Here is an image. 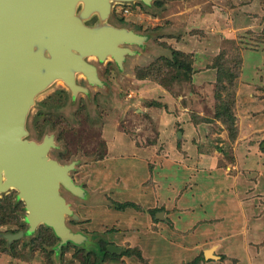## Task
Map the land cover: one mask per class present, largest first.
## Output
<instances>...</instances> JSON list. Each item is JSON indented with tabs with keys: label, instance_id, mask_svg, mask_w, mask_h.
<instances>
[{
	"label": "rangeland",
	"instance_id": "374dc122",
	"mask_svg": "<svg viewBox=\"0 0 264 264\" xmlns=\"http://www.w3.org/2000/svg\"><path fill=\"white\" fill-rule=\"evenodd\" d=\"M81 8L82 4L78 5V12ZM85 21L91 26L102 23L130 29L140 34L143 41L139 45H123L133 53L126 55L122 66L111 58L90 59L103 85L88 82L81 73L77 75V82L85 87V92L73 94L64 84L57 81L51 84L37 96L26 128L29 140L42 143L47 136L54 139L48 153L50 158L61 164L75 162L71 175L85 188L86 194L79 197L64 187L61 192L79 216L77 220L67 216L68 226L72 227V221L78 223L75 231L87 237L82 243L61 244L45 225L29 233L25 202L16 190H11L0 197V264H92L93 261V264H150L145 247H151L152 253L155 249V255L159 256L157 252L164 244L161 238L164 239V234L169 238L171 231H161L159 224L150 221L156 229L154 233L149 232L148 212L153 213L148 206L149 209L120 206L141 197L134 186L149 175H154L160 184L159 196L177 195L187 188L188 194H184L189 200L205 197L203 205H196L190 211L196 223L199 218L206 220L199 222V230L195 232L199 244L204 242L206 234L217 238L214 235L221 233L218 227L228 225V222L211 221L215 206H226L225 199L217 202L219 195L227 194L226 186L224 190H209L203 185L198 191H190L200 180L190 179L183 169L177 172L176 165L161 167L159 156L154 154L159 151L163 154L160 161L169 154H180L176 144L187 137L189 148L192 144L197 147L181 152L185 164L195 160L193 156L198 149L201 156L211 153L218 156L214 167L238 168L234 164L236 156L230 152L232 146H238L237 119L243 129L248 120L260 123L264 119V102L257 97L248 100L251 89L256 90L257 96L261 90L264 97V0H152L149 5L139 1L112 2L107 19L100 20L97 13H92ZM240 22L247 23L243 26ZM179 59L190 64L191 70L184 71L177 62ZM219 69L234 73L224 75L222 80L218 78ZM230 74L237 76L231 79ZM240 83L248 88L247 92L240 88ZM252 84L256 87H250ZM182 113L188 118V127L181 122L173 127V117ZM199 129L203 130L204 138L192 139ZM263 130H255L253 134ZM179 132L183 135L178 139ZM246 138L249 139L247 135ZM131 143L137 148L151 147L147 155L142 153L143 156L152 154L149 167L131 154V148L123 147ZM263 144L259 142L260 150H264ZM164 172L168 176L166 185V178H162L163 182L159 178ZM208 172L204 174L207 180L208 175L212 179ZM248 176L252 180L256 175L249 172ZM206 179L201 177L202 182ZM256 185L264 193V179ZM158 192L156 188L150 190L146 198L148 205L155 201ZM230 196L234 197L233 193ZM232 197L226 209H231L230 224L237 226L234 223L240 213L236 206L233 208ZM262 200L248 202V235L235 229L231 235L223 234L216 254L220 259L205 257L203 264H264V196ZM254 215L257 217L253 218ZM22 229L26 233L19 239L9 241L3 237ZM100 239L120 247V251H133L121 258L107 256L101 250ZM139 251L143 259L138 256ZM197 256L190 255L181 262L197 264L189 261ZM179 262L170 260L167 264Z\"/></svg>",
	"mask_w": 264,
	"mask_h": 264
},
{
	"label": "water",
	"instance_id": "95a60500",
	"mask_svg": "<svg viewBox=\"0 0 264 264\" xmlns=\"http://www.w3.org/2000/svg\"><path fill=\"white\" fill-rule=\"evenodd\" d=\"M152 0H0V197L16 190L25 202L28 232L40 225L52 229L61 244L82 243L86 235L70 228L67 216L79 219L61 192L85 196V189L71 175L75 162L61 164L48 153L54 141L29 140L26 121L37 96L54 82L67 86L73 94L86 89L77 82L81 73L92 84L103 85L91 56L101 61L114 58L122 66L127 46L141 44L143 37L118 25L91 26L85 19L97 13L109 17L112 2ZM82 4L80 12L78 5ZM62 80L63 82H61ZM182 135L179 132L178 136ZM25 235L21 230L4 234L9 241ZM110 253L120 247L108 246ZM208 251L209 254L208 255ZM205 257H216L212 249Z\"/></svg>",
	"mask_w": 264,
	"mask_h": 264
},
{
	"label": "crops",
	"instance_id": "0c3cea01",
	"mask_svg": "<svg viewBox=\"0 0 264 264\" xmlns=\"http://www.w3.org/2000/svg\"><path fill=\"white\" fill-rule=\"evenodd\" d=\"M257 0H255L256 2ZM245 26L244 23L247 22H240ZM241 26V27H243ZM240 27V28H241ZM241 84V83H240ZM254 88V84L250 85V87ZM256 87V86H255ZM240 88L243 89L244 92H247L248 88H243L242 84L240 85ZM253 90V91H252ZM249 97L248 100L252 98L260 99L262 102H264V97L262 94V91H259V96L256 95V90L254 92V89H251L250 91L248 90ZM182 113L181 116H176L173 117L172 119V125L173 127L176 126L178 122H181L183 124H189L188 118H184ZM190 119V118H189ZM260 123H254V121L248 120L247 122L244 123L245 129L242 127V123H240L237 119V126H238V146L234 147L232 146L230 152L234 153L233 156H236L235 159V169H231L230 166H227L228 169L231 170H225L223 167H220V165H216L214 167L215 159H218V156L213 155L212 153L210 155L204 154L203 156L199 155L198 149H196L195 155L193 156L195 160L190 159V163H184L182 162V156L181 152H186L188 149L191 148H196L197 146L195 144H192L191 148H189V139L187 141V137L183 138V142L176 144L177 149L179 150L180 154L178 152H175L173 155L170 156H164L162 160L160 161V158L162 155L159 153H155L154 155L159 156V164L161 167L165 166H178L177 172L181 173L180 170L183 169V173L186 175H190V179H199L200 182L197 184L195 187H190V191H198V187H208L209 190L212 189H218V190H224V186H226L227 194L226 195H219L217 202H222L225 199L226 206H221V205H216L214 210L212 211L211 216H213V219H211L212 222L216 221L218 224L221 222L223 224L224 222H228L227 227L221 228V233L218 235H214L217 238L211 237L213 234H206L204 238V242L199 244L198 240H196L197 235L195 232H197L198 229V224L201 221H206L204 218H199L200 220L196 223L197 220L193 218V216L190 214L191 210L196 206V205H203L202 202H204L205 197H201L200 199H197L196 201H192L191 199L187 198L186 189L181 190V192H177L176 194L170 195L167 194L164 196H159L160 192V184L159 182H156L155 177L153 176H148L144 178L143 180L139 181L138 184L134 186L138 190L137 194H140L141 197L136 198L132 202H128L129 207H133L134 209H138V206H146V208H150L152 213L156 211L157 218L153 216L150 212H148L149 220L147 223V229H149L150 233L155 232V226L150 225L149 222L152 221L156 225H158L159 229L161 231L169 229L171 231V236L169 238L166 237V234H164V239L161 238V241L164 243L162 244V247L159 248V251L157 252L158 255H155V249L154 253H152L151 247H145V253L150 257L151 263L150 264H167L170 260H178V261H183L186 258H190V255H196L198 254L197 257L193 258L192 260L189 261H196L200 256L204 255L207 250L210 248L212 249V254L216 256L218 253V248L221 247L220 242H218L220 239H222L223 234L226 235H231L230 233L235 229V231H240L243 233V235H248V224H247V215H246V210L248 207V202L252 199H259L263 202V196L264 193L260 192L257 187V182H259L261 179H264V150L259 149V142L264 143V119L263 121H259ZM190 126V125H189ZM188 127V126H187ZM163 128L162 127V131ZM263 130L259 133H254L255 130ZM203 130L199 129L197 132H194V136L192 139L196 138H204L202 136ZM182 133V132H181ZM183 135V134H182ZM180 136V138L182 137ZM248 136L249 139H245V136ZM179 139V136H177ZM167 137L164 135V139ZM167 140V139H166ZM171 141V139H169ZM168 140V141H169ZM170 141L168 144L171 146ZM237 141V139H236ZM179 145V146H178ZM264 145V144H263ZM122 146V145H121ZM128 147L129 149H132L133 156H135L138 161H141L140 163L145 164L146 166L149 167L152 159V154L151 156H143L142 153L146 154L151 151L150 148H146L145 146H142V148H137L136 145L133 143L124 145L123 147ZM147 146V145H146ZM155 146V145H153ZM186 146V147H185ZM121 147V148H123ZM136 148V149H135ZM176 149V150H177ZM187 149V150H186ZM138 150V151H136ZM163 150V149H161ZM134 152L136 154H134ZM170 153V152H169ZM204 153V152H203ZM159 154V155H157ZM126 155H130L129 153ZM192 157V158H193ZM150 162V163H149ZM167 164V165H166ZM178 164V165H177ZM237 164V165H236ZM153 165V164H152ZM182 167V168H181ZM169 170V169H168ZM219 170H222V172H219ZM176 171V170H175ZM207 171L211 172L212 179H210L208 175V180L206 179V174ZM208 172V173H209ZM251 172L252 174L256 175L252 180H249L248 173ZM165 173V172H164ZM214 173V175H212ZM217 175V176H216ZM152 177V180H151ZM165 177L166 179L164 180V184L168 178L167 173L164 175L160 176L161 181L163 182L162 178ZM201 177L203 179H206L205 182H202ZM183 178V177H182ZM149 183V185H147ZM173 183L169 182L168 184ZM185 183V182H184ZM217 184V185H215ZM166 185V184H165ZM229 186V188H228ZM169 188V186L167 185ZM240 187V188H239ZM152 188H156L158 192L157 198L155 201L153 200V203H150V205L147 204L146 198H149V192ZM229 190V192H228ZM186 193V194H184ZM230 193V194H228ZM233 193L232 197V204L234 205L233 208L236 206L238 208V211L240 213L238 217V221H235L234 224L238 223V225H231L229 220L231 219V207L229 208L230 210L226 209L228 204H231V198L228 197V195H231ZM139 196V195H138ZM235 198V199H234ZM221 199V201H220ZM172 202H174L172 204ZM263 204V203H262ZM148 206V207H147ZM118 207V206H117ZM131 207V208H132ZM148 208V209H149ZM241 208V209H240ZM262 215H260L261 217ZM257 217L256 215L253 216V218ZM157 219V220H156ZM234 221V219H233ZM186 225V226H185ZM168 226H171L172 228L170 229ZM232 226V227H230ZM166 227V228H165ZM146 228H144L145 231ZM223 229L225 231L223 232ZM259 228H256V231H258ZM143 231V232H144ZM168 235V234H167ZM168 239V241H167ZM205 250V252H203ZM201 253V254H200ZM227 255V254H226ZM194 257V256H193ZM212 258V257H210ZM220 259V256H216L215 259ZM225 258V257H224ZM195 259V260H194ZM207 259V258H206ZM205 255H204V260ZM209 259V258H208ZM179 264H185L181 262ZM202 264V263H201Z\"/></svg>",
	"mask_w": 264,
	"mask_h": 264
},
{
	"label": "trees",
	"instance_id": "16d2710c",
	"mask_svg": "<svg viewBox=\"0 0 264 264\" xmlns=\"http://www.w3.org/2000/svg\"><path fill=\"white\" fill-rule=\"evenodd\" d=\"M176 52H179V55L180 54H182V56L184 55V53L183 52H181V51H176ZM179 64H180V66H181V68L185 71V70H187V71H190L191 70V67H190V64L188 65V64H186L187 62H185L184 60H181V59H179L178 61H177ZM227 71V70H226ZM231 71H227L226 73L225 72H223L222 71V69L220 70H218V78H220V79H222L223 80V78H224V75H228V73H230ZM231 73H234V72H231ZM238 74V73H237ZM237 74H230L231 76H230V78L231 79H233V78H235V76H237ZM222 77V78H221ZM229 79V78H228ZM227 79V80H228ZM231 81V80H230ZM230 120L231 121H233V116L231 115L230 116ZM129 205H132V204H121L120 206L121 207H128ZM155 214H156V211H154L153 212V216H155ZM106 249V246H105V244L104 243H102V248H101V250H105ZM129 251V252H128ZM127 252H126V250H124V251H122L121 252V254H119V256L118 255H111L108 251H106L107 253H106V255L107 256H112V257H122V256H124V255H127V253H130V251H133V250H131V249H129ZM138 256L140 257V258H142L143 259V256H142V252L141 251H139L138 252ZM204 260V255H202V256H200L197 260H196V262H197V264H203V262L205 261H203ZM94 262V261H93ZM93 262H92V264H93ZM191 262H193V263H195V261H191Z\"/></svg>",
	"mask_w": 264,
	"mask_h": 264
},
{
	"label": "flooded vegetation",
	"instance_id": "af4514ba",
	"mask_svg": "<svg viewBox=\"0 0 264 264\" xmlns=\"http://www.w3.org/2000/svg\"><path fill=\"white\" fill-rule=\"evenodd\" d=\"M118 66H119V64L117 63V61L114 59V58H112V57H110ZM110 59V60H111ZM82 77H84V78H86L84 75H82ZM86 80H87V78H86ZM85 79H83V82H85L86 81ZM88 81V80H87ZM89 82V81H88ZM83 86V85H82ZM84 87V86H83ZM85 88V87H84ZM72 92V91H71ZM80 92H85V91H80ZM45 139V138H44ZM53 141H54V139H53ZM54 146V145H53ZM52 146V147H53ZM73 180L75 181V179L73 178ZM76 182V181H75ZM98 186H102L101 184H97ZM82 188H84L83 186H82ZM85 189V188H84ZM85 193H86V191H85ZM77 227H78V223L77 224H75L73 221H72V228L74 229V230H76L77 229ZM41 228H42V226H41ZM23 230V229H22ZM19 231H21V230H19ZM81 232V231H80ZM26 233V232H25ZM101 240V243H104L105 244V246H106V249H105V251H108L107 250V247L108 246H114V245H110V244H107V243H105V241L104 240H102V239H100ZM99 240V241H100ZM109 252V251H108ZM121 252L122 251H120L118 254H121ZM110 253V252H109ZM116 254V253H115Z\"/></svg>",
	"mask_w": 264,
	"mask_h": 264
},
{
	"label": "bare ground",
	"instance_id": "6f19581e",
	"mask_svg": "<svg viewBox=\"0 0 264 264\" xmlns=\"http://www.w3.org/2000/svg\"><path fill=\"white\" fill-rule=\"evenodd\" d=\"M90 59H94L95 57L94 56H91V57H89ZM61 82H63L62 80H60ZM208 255H211V254H209V251H208Z\"/></svg>",
	"mask_w": 264,
	"mask_h": 264
},
{
	"label": "built area",
	"instance_id": "2783aa9c",
	"mask_svg": "<svg viewBox=\"0 0 264 264\" xmlns=\"http://www.w3.org/2000/svg\"><path fill=\"white\" fill-rule=\"evenodd\" d=\"M126 11H128V9H126Z\"/></svg>",
	"mask_w": 264,
	"mask_h": 264
}]
</instances>
